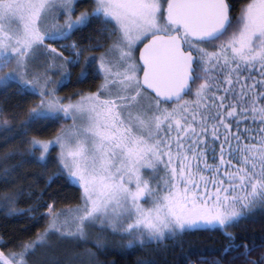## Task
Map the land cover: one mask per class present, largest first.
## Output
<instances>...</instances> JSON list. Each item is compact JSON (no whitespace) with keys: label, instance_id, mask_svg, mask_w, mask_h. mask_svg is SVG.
<instances>
[{"label":"snow or ice","instance_id":"obj_1","mask_svg":"<svg viewBox=\"0 0 264 264\" xmlns=\"http://www.w3.org/2000/svg\"><path fill=\"white\" fill-rule=\"evenodd\" d=\"M78 5L0 0V89L40 98L18 129H3L4 144L22 139L3 155L0 183L14 185L13 174L27 164L47 168L58 146L57 174L80 189L74 207L57 211L50 203L39 218L44 205L18 208L23 187L0 192L6 215L47 220L36 239L14 246L19 250H3L9 244L0 237V264H76L70 250L63 258L47 253L64 241L79 247L97 225L127 239L128 249L218 229L228 245L220 259L201 257L200 264L241 257L264 264V255L249 260L253 249L236 244L230 231L264 210V0H248L235 23L226 0H92L91 10L77 15ZM94 24L93 47L66 43ZM105 39L99 56L83 57L77 77L98 78L96 90L65 103L57 92L70 83L69 69ZM61 114L71 127L54 139H42L40 130L28 138L38 122ZM0 117L10 124L3 108ZM41 250L45 259H33ZM88 255L91 264L95 254Z\"/></svg>","mask_w":264,"mask_h":264},{"label":"trees","instance_id":"obj_2","mask_svg":"<svg viewBox=\"0 0 264 264\" xmlns=\"http://www.w3.org/2000/svg\"><path fill=\"white\" fill-rule=\"evenodd\" d=\"M226 1L230 6V14L235 23V19L239 16L241 8L248 0ZM91 7L92 0H79L76 11L79 13L85 9L91 10ZM99 29L100 25L94 24L92 27L76 33L68 42H79L83 48H91L97 41L96 33ZM90 36L92 37V41L88 39ZM99 42L104 45L103 48L92 53L85 51L81 56V63L69 69L71 81L67 86L58 90L57 95L60 98L68 101V97H72V99L78 97L76 95L77 93H88L96 90V86L100 82L98 78L92 79L89 77L88 80L78 83L77 77L81 71V65L84 62L83 57L88 55L96 56V54L104 51L108 43H110L106 39ZM39 102L40 98L38 95H21L14 86L7 90L0 89V108L5 110V115L11 121L7 126L0 123V174H2L4 166L2 160L3 155L12 148L13 144L18 143L22 139L21 137H17L13 141V144H4L2 138L7 133L3 129L5 127L12 128L13 130L18 129L19 125L27 119L29 110L38 105ZM2 119L3 117H0V121ZM60 126L61 120L56 122L40 121L29 131L28 138H31L36 130H40L41 138H49L58 133ZM11 135H15V131ZM14 162L10 161L8 163ZM59 167L55 149L49 156L47 168L42 169L36 164L25 165L18 173L13 174V179L15 180L14 185L5 189L4 185L0 183V192L5 190L12 191L15 188L23 187L26 195L20 200L18 208L27 209L35 203L44 205V207H41L35 213L38 218L46 215V205L50 203L55 204L57 211L74 207L79 203L80 190L75 185L68 183L65 174H57ZM50 177L53 178V181L49 185ZM28 185H33V187L29 188ZM29 192L32 193L31 198L27 195ZM7 211V207L0 203V237L3 238L4 242L9 244L8 249H3L5 251L19 250L14 246L36 239L37 234L42 233L47 226L46 219L41 218L39 222H35L28 216L6 215L5 213ZM230 231L236 237L234 241L236 244H247L250 249H253L248 259L259 261L261 256L264 255V247H261L264 245V210H256L255 214L243 221L238 228ZM98 237L104 238L102 241L99 239L102 245L101 250H97L95 247V244L99 243L97 237L93 239L94 242L91 241L87 245L89 252L95 254L91 264H138V261L141 260H154L155 264H189V261L192 264H200L201 257L209 261L212 259H220V253L229 243L228 238L218 229L188 232L175 241L167 240L158 247L153 245L151 248H140L137 246L134 249H128L126 247L128 243L127 239L121 240L119 235H113L111 233H100ZM103 247H107L108 250L103 251ZM239 252H243V248H240L238 252H230L227 258L231 259L233 256H238ZM47 256L63 258L58 251L55 253H47ZM44 257L45 255L42 254L41 250L33 259L42 260ZM89 261V257L80 262L75 259L76 264H89ZM235 264H244V259L242 257L237 259Z\"/></svg>","mask_w":264,"mask_h":264},{"label":"rangeland","instance_id":"obj_3","mask_svg":"<svg viewBox=\"0 0 264 264\" xmlns=\"http://www.w3.org/2000/svg\"><path fill=\"white\" fill-rule=\"evenodd\" d=\"M79 13H77V15H78ZM61 22H62V20H61ZM66 43L67 44H72V42H68V41H66ZM142 45V44H141ZM140 45V46H141ZM139 46V47H140ZM143 46V45H142ZM65 55L67 56L68 55V53L67 52H65ZM100 55V53H98V54H96V56H99ZM136 56H137V53H136ZM59 78V74L57 73L56 75H53L52 76V79L53 80H56V79H58ZM79 97H76V98H74V99H72L73 100V102H75V100H77ZM68 101H66L65 100V103H67ZM61 126L59 127V131L58 132H60L61 131V129H64V128H69V127H71L72 126V124H73V121H72V119L71 118H68L66 121L63 119V114H61ZM55 138V135H53V136H51V137H49V138H46L45 140H49V139H54ZM42 139H44V138H42ZM56 149V157H58V153H59V148H58V146L55 148ZM58 161V160H57ZM59 164V163H58ZM65 175L67 176V174L65 173ZM78 189H79V186L78 185H75ZM80 190V189H79ZM147 206V205H146ZM100 233H111V230L110 229H107V230H105L104 232H100L99 231V225H97L96 226V228L95 229H90L89 230V238H88V240H87V242H81V244H80V246L79 247H77L76 245H75V243H71V242H68V241H64V242H62L60 245H59V248H58V250H56L55 252H57L58 251V253L60 254V256H63L64 257V255H65V253L67 252V251H71V253H72V255L74 256V258L76 259V261H78V262H80V261H82L83 259H86V258H88L89 257V255H88V253H89V248H88V243L89 242H94L93 241V239L95 238V237H98V235L100 234ZM112 234V233H111ZM116 235H119V234H116ZM104 238H102V237H100V240L102 241ZM101 241H99V243H101ZM76 251H79V252H76ZM42 254H44V251L42 250ZM87 254V255H86ZM48 257H50V256H48ZM45 259V257L42 259V260H44Z\"/></svg>","mask_w":264,"mask_h":264},{"label":"water","instance_id":"obj_4","mask_svg":"<svg viewBox=\"0 0 264 264\" xmlns=\"http://www.w3.org/2000/svg\"><path fill=\"white\" fill-rule=\"evenodd\" d=\"M226 2H227V1H226ZM142 47H143V46H142ZM142 47H141V48H142ZM138 57H139V54H138Z\"/></svg>","mask_w":264,"mask_h":264}]
</instances>
